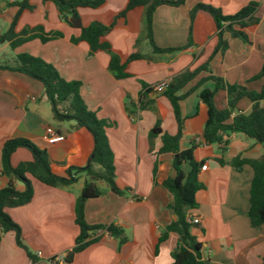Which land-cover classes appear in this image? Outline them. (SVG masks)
Masks as SVG:
<instances>
[{"label": "crops", "instance_id": "obj_1", "mask_svg": "<svg viewBox=\"0 0 264 264\" xmlns=\"http://www.w3.org/2000/svg\"><path fill=\"white\" fill-rule=\"evenodd\" d=\"M16 1L20 0H0V34L16 14L17 8L13 6ZM30 2L35 9L21 14L16 31L41 26L45 33L59 32L62 37L45 44L31 40L17 47L14 55L26 53L40 58L52 65L65 81L80 82L79 93L86 108L110 124L105 134L113 153L114 181L120 193H112L103 181L94 182L101 194L85 202L84 217L89 225H101L104 229L91 233V238L97 241L75 254L71 264H172L177 235L170 233L163 242H158L165 227L175 220L167 209L171 196L161 186L174 175L172 155L159 154L160 136L150 142L148 134L157 125L162 134L175 135L177 124L169 101L143 86L170 83L205 63L210 73L200 72L176 92V96H184L179 101L183 118L180 150L193 146L194 161L207 166L198 174L204 189L195 194L197 207L188 210L186 218L198 220V224L192 225L197 230L192 234L202 245L203 264H263L264 225L254 227L247 217L253 172L247 165L236 169L230 163L236 156L258 158L259 146L237 133L223 135V153L219 145L206 144L201 133L207 109L198 95L213 85L207 82L195 87L200 79L211 74L228 84L244 85L254 91L261 88L264 79L250 80L260 72L264 62V0H186L178 7L158 6L152 15L151 35L155 47L171 49L169 52L152 49L145 31V9L138 8L106 35L110 53L92 56L85 44L70 43V38L79 33L60 21L53 3ZM250 2L258 3L255 12L258 23L248 33L250 42L245 44L224 33L223 39L228 44L224 52L213 53L216 29L208 14L198 12L192 22L189 18L196 4L211 6L222 15L231 16ZM126 3L127 0H106L99 9H79L81 24L87 26L96 21L108 25ZM133 54L142 57L127 64L130 77L115 79L107 68L110 57L116 56L122 63ZM146 101L152 104L140 110L139 104ZM47 104L40 83L16 72L0 70V152L6 140L27 139L48 152L53 171L63 176L69 167L86 165L93 148L92 138L84 129H73L74 123L70 121L59 122L58 127L52 125L51 107ZM215 104L220 109L225 107V92L216 93ZM260 106L264 108V100ZM238 109L248 114L251 103L243 99ZM47 128L64 137L71 132L75 143L48 144L44 139ZM218 158H222L223 165L216 162ZM29 159L28 151L18 149L11 156V164L16 166ZM76 178L70 185L57 187L31 180L32 200L24 206L5 209L20 228L23 244L36 262L15 245L13 233L0 231V264H51L49 259L71 250L78 234L74 224L75 201L84 183L90 181L85 173ZM5 185L6 180L0 175V188ZM16 188L22 190L23 186L17 183ZM108 226L123 231L125 242L121 247L106 231Z\"/></svg>", "mask_w": 264, "mask_h": 264}, {"label": "trees", "instance_id": "obj_2", "mask_svg": "<svg viewBox=\"0 0 264 264\" xmlns=\"http://www.w3.org/2000/svg\"><path fill=\"white\" fill-rule=\"evenodd\" d=\"M30 1L20 0L13 3V6L17 8L16 14L8 29L0 34V44L7 43L11 50L34 39H38L42 44H45L62 37L59 32L45 33L41 26L16 31V25L21 14L25 11L31 13L35 9V5L31 4ZM40 1L42 5L46 3L55 5L60 21L79 33L78 36L70 38V43L73 45L85 44L88 55L92 56L103 52L110 53L111 47L105 40L106 35L118 21H125L129 13L138 8L145 9V31L152 49L155 52L172 51L171 49L162 50L155 47L151 35L152 15L158 6L178 7L183 5L186 0H127L124 8L113 16L108 25L95 21L87 26L81 24L78 10L99 9L104 6L106 0ZM257 7L258 3L250 2L234 15L224 16L218 9L205 4H196L190 10L189 18L192 22L196 13L204 12L208 14L212 18L216 29L217 44L213 53L217 51L224 52L228 47L226 40L223 39L224 33L229 34L233 39H239L245 44L250 42L248 33L258 23V19L255 17ZM141 57L139 54H133L121 63L116 56L112 55L107 68L115 79H125L130 77L126 72L127 64ZM0 70L16 72L40 83L43 88V95L50 104L53 119L58 122H73V129H84L92 138L93 148L86 165L84 167H69L65 170L63 176H59L53 171L48 152L45 149H39L27 139L14 138L6 140L0 152V175L6 180V185L0 188V231L2 233H13L15 245L34 263L36 259L23 244L20 228L6 214L5 209L21 207L32 200L31 180L45 186L57 187L74 183L79 173H85L89 177L90 181L84 183L74 205V224L78 228V234L74 239V246L65 253L63 258L65 264H71L75 254L97 241L96 238H91V233L104 229L101 225H89L84 217L85 202L96 199L101 194L94 182L103 181L109 186L112 193H120L114 181L113 153L105 134V129L110 124L98 119L94 112L86 108L79 93L80 82L65 81L52 65L40 58L26 53L17 54L13 56L12 63L5 61L0 64ZM203 71L210 73L208 63L193 71L184 72L173 79L168 88L161 93L169 101L172 108L177 124L176 134H162L157 125L148 134L150 142L160 136L159 154L172 155L174 175L166 179L161 186L171 196L167 209L175 216V220L165 227L158 239V242H163L168 234L174 233L177 235V247L171 255L172 264H203L202 245L192 234V224L186 220V212L197 207L196 192L204 189L203 184L198 180L199 170L203 162L197 163L194 161L192 156L193 146L188 150H180L179 143L182 135L183 118L180 115L179 101L184 96H176L177 91ZM260 79H264V62L260 72L250 81ZM207 82L213 85L212 88H205L198 95L207 109V119L201 133L204 142L209 145H219L220 153L225 150L223 135L232 133L241 134L257 144H263L264 108L260 106V102L264 100V84L258 91H254L244 85L228 84L222 78L209 74L200 79L195 88H199ZM143 87L146 91L149 90V87ZM218 91H223L226 94V105L221 109L215 104V95ZM243 99L251 103L248 114H243L238 109V103ZM151 104V101L141 102L139 104L140 110L147 109ZM63 139V141L75 143L71 132L67 136H63ZM18 149L28 151L30 159L12 166L11 156ZM216 162L223 165L222 158L216 159ZM230 163L236 169H240L243 165H247L252 169L253 176L249 189L247 217L254 227L264 225V155L255 159L236 156ZM17 183L22 184V190L16 188ZM106 231L111 237L118 240L119 247L124 244L125 238L120 228L108 226ZM261 260L264 264V257ZM49 262L56 264L53 258Z\"/></svg>", "mask_w": 264, "mask_h": 264}, {"label": "built area", "instance_id": "obj_3", "mask_svg": "<svg viewBox=\"0 0 264 264\" xmlns=\"http://www.w3.org/2000/svg\"><path fill=\"white\" fill-rule=\"evenodd\" d=\"M169 82L168 81H163L159 84L153 85L151 87H149V90H151L154 93H162L164 92L167 88H168ZM44 139L46 140V142L48 144H55L57 142H62L63 136H59L58 134H56L51 128H47L45 130V136ZM206 165H202L201 166V170H205L206 169ZM187 222L192 224V225H196L198 224V220L197 219H193V218H186ZM38 256L40 255V253L37 254ZM64 256H59V257H53V259L56 261V264H65L63 261ZM52 259V258H51ZM51 259H49V261H51Z\"/></svg>", "mask_w": 264, "mask_h": 264}, {"label": "rangeland", "instance_id": "obj_4", "mask_svg": "<svg viewBox=\"0 0 264 264\" xmlns=\"http://www.w3.org/2000/svg\"><path fill=\"white\" fill-rule=\"evenodd\" d=\"M40 3H41V1H40ZM8 27H9V25L2 31V33L3 32H5L7 29H8ZM16 49V48H15ZM14 49V50H15ZM14 50H11L10 48H9V46L6 44V43H2L1 45H0V58H2V60H3V62L4 61H6V62H8V63H12V60H13V55H14ZM49 104V103H48ZM47 104V105H48ZM49 122L52 124V125H54L55 127H58L59 126V122L58 121H56L55 119H49ZM248 141H251V142H254L253 140H251V139H248V138H246ZM257 146H259L258 147V149H259V153L261 154L260 156H262V155H264V143L263 144H257V143H255ZM260 156H258V157H260ZM203 190V189H202ZM200 191V190H199ZM198 192V191H197ZM191 231H193V232H196L197 230H195V229H193V227H192V230Z\"/></svg>", "mask_w": 264, "mask_h": 264}, {"label": "water", "instance_id": "obj_5", "mask_svg": "<svg viewBox=\"0 0 264 264\" xmlns=\"http://www.w3.org/2000/svg\"><path fill=\"white\" fill-rule=\"evenodd\" d=\"M91 158H92V156H91ZM196 227V226H195Z\"/></svg>", "mask_w": 264, "mask_h": 264}]
</instances>
